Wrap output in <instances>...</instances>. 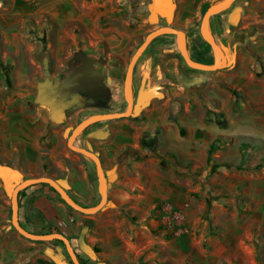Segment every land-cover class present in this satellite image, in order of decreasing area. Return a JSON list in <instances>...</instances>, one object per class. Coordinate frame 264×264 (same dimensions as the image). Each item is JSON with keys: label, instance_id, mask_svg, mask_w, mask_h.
Segmentation results:
<instances>
[{"label": "crops", "instance_id": "0c3cea01", "mask_svg": "<svg viewBox=\"0 0 264 264\" xmlns=\"http://www.w3.org/2000/svg\"><path fill=\"white\" fill-rule=\"evenodd\" d=\"M206 1L175 0L173 27L185 35L189 14H197ZM226 1L214 0L210 7ZM132 2L0 0V88L2 47L10 52L13 78L22 88L3 101L5 111H0V174L12 169L7 172L11 188L49 176L83 206L102 201L97 164L69 145L68 133L91 115L123 112L125 87L115 90L109 110L82 105L57 123L43 104L33 109L25 104L37 71L20 46L27 44L24 35L41 40L46 29L49 55L58 65L79 45L122 65L133 34L149 18L146 5ZM208 29L222 40L225 67L196 69L173 49L167 56L154 49L148 55L153 66L141 68L137 77L136 67L133 73L134 115L95 122L76 137L75 146L101 159L105 205L83 213L49 183H35L18 197L25 229L63 233L89 263L261 264L248 240L264 231V0H235L210 17ZM193 59L221 61L214 53ZM11 188L0 179V264H72L64 243L32 240L13 226ZM178 209L185 213L184 230L168 226Z\"/></svg>", "mask_w": 264, "mask_h": 264}, {"label": "water", "instance_id": "95a60500", "mask_svg": "<svg viewBox=\"0 0 264 264\" xmlns=\"http://www.w3.org/2000/svg\"><path fill=\"white\" fill-rule=\"evenodd\" d=\"M235 0H227L221 5L212 6L204 13L202 22H201V33L204 37V39L221 55V61L217 64L211 65L202 63L199 61L194 60L191 56L189 51L187 50L186 42L184 35L181 30L171 26L173 17H174V10L176 7L175 0H154V9L156 10L155 13H153L150 17V20L153 21L156 19L159 20V14L163 15L168 25H163L159 28H156L149 32L143 41V43L137 48L136 52L132 56V59L129 63L128 70L126 73L125 78V97L128 103L127 110L123 112H106V113H98L95 115H91L88 118L82 120L79 122L76 127L73 129L72 133L69 136V145L91 157L97 164V170H98V176L100 179V188L102 193V201L93 207H87L79 204L76 202L67 192V190L55 179L49 177V176H43V177H36V178H28L16 185L12 191V221L13 226L25 237L36 240V241H51V240H61L65 246L66 249L71 257V260L73 264H82L76 251L71 245V242L69 238L64 235L61 232H52V233H34L27 229H25L20 221H19V215H18V197L21 190L27 188L30 185H33L35 183L39 182H46L52 185L61 195L62 199L72 208L83 212V213H95L99 211L107 202V192L105 190V184H104V171L102 167V162L100 157L93 151L86 149L84 147L75 146L74 141L78 134L87 128L89 125L103 120H109V119H116L121 117H129L134 108V95H133V89H132V81H133V73L135 65L140 58V56L144 53L146 48L150 45V43L156 39L157 37L161 36L164 33H173L176 35V41L178 44V47L181 51L182 57L185 59V61L193 68L201 69V70H217L220 68H223L227 65V57L225 54V51L220 46V44L213 40L211 37V34L208 29V21L211 16L217 15L226 8H228ZM158 12V13H157ZM93 75H90V78H87L86 83L87 86L82 91H89L92 98H105L107 96V93L109 91V88L103 83V77L97 70H92ZM46 75L49 76V71L46 70ZM48 80L50 81V77H47L46 82L41 83V92L39 94L38 101L40 104L49 106L52 110L51 116L52 119L57 123H62L66 117L67 110L70 107H74L77 101V91H76V85L74 84L75 81H62L61 85H56V87L53 89L52 92H48L47 90L50 89V85H48ZM60 92H63L61 98L57 100V96L60 94ZM71 98V100L67 99V97ZM9 171H12L11 168H9ZM2 172L0 175L2 177L3 182L5 183V186L7 189L13 187V179L9 178V175H7V172ZM15 174V173H14ZM17 175V174H15ZM14 175V176H15ZM93 264H109L107 261H100Z\"/></svg>", "mask_w": 264, "mask_h": 264}, {"label": "rangeland", "instance_id": "374dc122", "mask_svg": "<svg viewBox=\"0 0 264 264\" xmlns=\"http://www.w3.org/2000/svg\"><path fill=\"white\" fill-rule=\"evenodd\" d=\"M214 0H207L204 3L200 2V7L198 9V13L197 14H189L190 17V22L189 25L187 27H185V41H186V46H187V50L189 51L190 55L192 58H198V57H206V55L210 54V53H214V55H216V57L218 59L221 58V55L218 51H216L202 36L201 31H200V25L202 22V18L204 13L206 12V10L210 7V3H212ZM133 5L137 6L139 5V3H142L144 5H146V11L145 13H149V18H147L146 20V24H143L141 30L139 31V34H133V44L132 47L130 49V51L128 52V54L126 55L125 61L122 63V65H119L118 62L113 61L112 57L103 55L100 57V62H99V66L104 69L107 70V73L109 72L110 68H113L114 65H119L116 71V76L119 78L120 82H124L125 81V77H126V73L128 70V66L129 63L132 59V56L134 55V53L136 52L137 48L143 43V41L145 40L147 34L149 32H151L152 30L160 27L157 20L154 19L153 21L150 20V15H152L153 13H155V9H154V4H153V0H146V1H141L140 0H133ZM133 25H135V20H133ZM168 24V23H167ZM172 26H175V18L173 17L172 23L170 24ZM32 32V31H30ZM25 33H27L25 31ZM41 37L42 39H39V36H34L33 38H31L28 35H24V40L25 42H27V44L30 42V46L27 45L26 43H24V45H21L20 48V53L24 54L27 53L29 54L31 57H33L32 59H34L31 61L32 65H35V69H36V76L33 79V84L31 85L32 87V96L25 98V104L27 105V107L33 109L34 107H39L42 104L39 103L38 98H39V94L41 92V83L44 81L45 77H46V70L49 71L50 66L53 65H58V62L55 61H51L52 56L49 55V50L47 47V30L44 29L41 31ZM39 35V33H37ZM211 37L213 40L217 41L220 45L222 43V40L217 37L216 35H214V33L211 34ZM35 38V39H34ZM24 42V41H21ZM35 42V44H33ZM78 46H73L72 47V51L73 50H77ZM79 48H83V45H79ZM157 48H161V50H163V54L165 56H167V50L168 49H173L176 53H179L181 55L180 49L178 48L177 44H176V40H175V35L171 34V33H164L161 36H159L158 38H156L155 40H153V42L146 48V50L144 51V53L140 56V58L138 59L135 67L136 70L134 68V70L136 71V77L137 74L139 73V71H141V68L143 70H148L151 68L152 65V61H149L148 55L149 54H153L154 49ZM3 50V55H4V61H3V67H2V71L4 72L3 74V84L4 86H2L0 88V111L4 110L5 111V106H1V104L3 103V101L7 100L9 98L10 95H13L12 93L18 92L20 90H22L21 87H19L17 84H15V78H13V70H14V62L12 60V57L9 56L10 52L9 50H7L5 47H2ZM71 51V53H72ZM8 54V55H7ZM12 55V53H11ZM97 56V55H96ZM164 56V57H165ZM164 57L162 56L161 58H158L154 61H156L157 63L161 62L162 59H164ZM184 60V59H183ZM185 61V60H184ZM55 62V63H54ZM146 63V65H144ZM144 65V67L142 66ZM185 65H186V61H185ZM34 71V67H31ZM123 85V84H121ZM147 86V84H146ZM161 87V86H159ZM162 87H164V85H162ZM161 87V88H162ZM24 90V89H23ZM159 91H162V89L159 88ZM26 92V91H25ZM162 93V92H161ZM164 93V97L162 98L163 100L165 98H167V94L165 92ZM110 105L108 106H104L101 109L104 110H109ZM44 107V105H43ZM119 106L114 105V108H118ZM45 108V107H44ZM109 108V109H108ZM113 108V109H114ZM118 111V110H117ZM108 112H114V111H108ZM72 112H69V114L71 115ZM52 120V119H51ZM69 120V119H68ZM131 120L137 124H140L142 122V119L140 117H131ZM112 121V120H111ZM74 127H76V122L74 123ZM70 135V133H68ZM68 135V136H69ZM150 139V138H149ZM0 179L2 180V177L0 175ZM13 188L10 189V196L12 194ZM207 195V194H206ZM207 199V202H211L212 199L209 197L205 198ZM205 212V210L203 211V213ZM11 218H12V208H11ZM264 231L263 234L260 236V238L256 237V233L253 232V237L252 239L248 240L249 245L255 249L256 253H257V258L258 260L261 262V264H264ZM70 258V256H69ZM70 262L73 264L71 258H70ZM89 264H93V263H89Z\"/></svg>", "mask_w": 264, "mask_h": 264}, {"label": "flooded vegetation", "instance_id": "af4514ba", "mask_svg": "<svg viewBox=\"0 0 264 264\" xmlns=\"http://www.w3.org/2000/svg\"><path fill=\"white\" fill-rule=\"evenodd\" d=\"M153 4H154V0H153ZM158 16H159L158 17L159 20L157 22L160 27L163 25H168L167 20L163 15L159 14ZM100 61H101L100 58H97L96 56L84 51L82 48H79L78 46L77 50H73L72 53L60 65L56 64L50 66L49 76L46 75L43 81L46 82L47 77H50V81L48 80V85H50V89L47 90L48 92H52L57 84H59L60 86L62 81H75L74 84L76 85L77 101L74 107H70L67 110V113L73 111L74 109L79 110V107L82 105H85L87 107H99V106L111 105L114 103L115 90L118 87H122V86L125 87V81L120 82L119 78L116 76L117 67L119 65H114L113 68H110L109 72L107 73V70H104L99 66ZM93 69L97 70L99 74L102 75L103 83L109 88L106 98H92L89 91L81 90V88L83 89L84 87L87 86L86 80L87 78H90L91 74L93 75V71H92ZM135 88H136V84L133 78L132 89L134 94V108L130 116L134 115L136 111V105L138 103V96L135 95ZM62 94L63 92H60V94L57 96V100L61 98ZM67 99L71 100L70 96L67 97ZM44 106L50 110V113H52V110L49 106L46 105ZM127 108H128V103L125 100V106L121 110L125 111L127 110Z\"/></svg>", "mask_w": 264, "mask_h": 264}, {"label": "built area", "instance_id": "2783aa9c", "mask_svg": "<svg viewBox=\"0 0 264 264\" xmlns=\"http://www.w3.org/2000/svg\"><path fill=\"white\" fill-rule=\"evenodd\" d=\"M170 221L168 222L169 227L173 226H179L184 230V221H185V213L183 212V209H178L176 211L172 212V215L170 217Z\"/></svg>", "mask_w": 264, "mask_h": 264}, {"label": "trees", "instance_id": "16d2710c", "mask_svg": "<svg viewBox=\"0 0 264 264\" xmlns=\"http://www.w3.org/2000/svg\"><path fill=\"white\" fill-rule=\"evenodd\" d=\"M210 153H211V151H210ZM209 161H210V156H209ZM54 241L62 242L61 240H54ZM40 242H42V241H40ZM79 259H80V261H81L82 264H89V262H86V261L82 260L80 257H79Z\"/></svg>", "mask_w": 264, "mask_h": 264}]
</instances>
